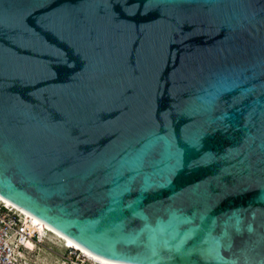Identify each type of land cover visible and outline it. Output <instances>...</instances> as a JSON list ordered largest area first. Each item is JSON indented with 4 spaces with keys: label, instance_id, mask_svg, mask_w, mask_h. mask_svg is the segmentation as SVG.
Returning a JSON list of instances; mask_svg holds the SVG:
<instances>
[{
    "label": "water",
    "instance_id": "1",
    "mask_svg": "<svg viewBox=\"0 0 264 264\" xmlns=\"http://www.w3.org/2000/svg\"><path fill=\"white\" fill-rule=\"evenodd\" d=\"M0 194L128 264H264V0H0Z\"/></svg>",
    "mask_w": 264,
    "mask_h": 264
},
{
    "label": "built area",
    "instance_id": "2",
    "mask_svg": "<svg viewBox=\"0 0 264 264\" xmlns=\"http://www.w3.org/2000/svg\"><path fill=\"white\" fill-rule=\"evenodd\" d=\"M47 243L58 246L51 262L38 261ZM0 264H103L0 199Z\"/></svg>",
    "mask_w": 264,
    "mask_h": 264
},
{
    "label": "bare ground",
    "instance_id": "3",
    "mask_svg": "<svg viewBox=\"0 0 264 264\" xmlns=\"http://www.w3.org/2000/svg\"><path fill=\"white\" fill-rule=\"evenodd\" d=\"M0 199L7 202L9 205H13L15 208H18L22 210L24 213L30 215L35 221L40 223L44 228H47L49 231L53 232L55 235L59 236L60 238L66 240L69 243V246H76L78 249H82L85 253L89 254L90 256L94 257L97 261L103 263V264H128L112 259H108L104 256H101L97 253H95L93 250H91L88 246H86L83 242L73 239L65 234H63L59 229L52 226L51 224L47 223L40 217L34 215L32 212L28 211L27 209L23 208L22 206L18 205L17 203L13 202L12 200L5 198L0 194Z\"/></svg>",
    "mask_w": 264,
    "mask_h": 264
},
{
    "label": "rangeland",
    "instance_id": "4",
    "mask_svg": "<svg viewBox=\"0 0 264 264\" xmlns=\"http://www.w3.org/2000/svg\"><path fill=\"white\" fill-rule=\"evenodd\" d=\"M60 248L58 246H55L52 243H47L44 245V248L40 250L38 254V261L39 259H42V262H51L55 258V253L60 252Z\"/></svg>",
    "mask_w": 264,
    "mask_h": 264
}]
</instances>
